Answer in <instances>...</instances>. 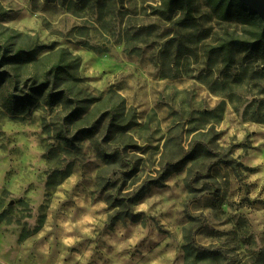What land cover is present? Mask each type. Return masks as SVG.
I'll return each mask as SVG.
<instances>
[{"label": "rangeland", "instance_id": "374dc122", "mask_svg": "<svg viewBox=\"0 0 264 264\" xmlns=\"http://www.w3.org/2000/svg\"><path fill=\"white\" fill-rule=\"evenodd\" d=\"M1 31L38 47L45 62L76 59L62 81L72 106L87 99L67 123L70 105L39 97L18 112L8 85L0 89V246L20 250V264H57L61 255L63 264H264V187L246 183L264 171L256 163L264 144L253 146L264 133L243 128L264 126V56L224 50L256 27L219 20L203 0L183 9L161 0H0ZM89 120L97 131L77 136ZM161 154L159 203L141 209L145 185L157 181L129 189ZM101 202L103 228L87 223ZM73 236L83 239L62 243ZM189 241L203 254L187 260Z\"/></svg>", "mask_w": 264, "mask_h": 264}, {"label": "trees", "instance_id": "16d2710c", "mask_svg": "<svg viewBox=\"0 0 264 264\" xmlns=\"http://www.w3.org/2000/svg\"><path fill=\"white\" fill-rule=\"evenodd\" d=\"M196 0H161L164 9H176L183 6L191 7ZM221 21H237L244 26L256 27V31L248 39H230L224 45V50L229 53L232 48H242L251 50L254 53L264 56V26L262 21L248 10L244 5L237 0H203ZM9 31L0 32V89L8 85L6 89H10L9 97H7L8 106L13 110L23 112L26 108L42 99L46 106H53L56 104L70 105L69 109L62 117L67 123L76 122L84 112L83 103L87 99L76 100L78 105L72 106L73 98H76L70 91V81H62L67 74L66 68L75 64H66L62 57L54 62L44 61V58L38 59V47H27L21 43H10ZM40 97V98H39ZM77 99V98H76ZM67 107V106H66ZM108 125L112 128L115 125L113 115L107 117ZM92 122V123H91ZM264 123L263 121H260ZM95 120L87 121L89 129L79 131L77 136H90L97 131ZM87 133V134H85ZM104 160L110 158L108 155H103ZM133 221L137 220L136 214L125 215ZM194 243L188 242L184 250L188 256L193 251ZM199 254H203L201 249L194 250Z\"/></svg>", "mask_w": 264, "mask_h": 264}, {"label": "clouds", "instance_id": "9594fccd", "mask_svg": "<svg viewBox=\"0 0 264 264\" xmlns=\"http://www.w3.org/2000/svg\"><path fill=\"white\" fill-rule=\"evenodd\" d=\"M5 27H10V25H5ZM162 83H164V82L162 81ZM118 95L121 97H127L129 95V93L120 92V93H118ZM214 99L217 102H219L223 99V97L222 96H216V97H214ZM141 123H143V121H141ZM212 127H213V125L210 123L206 127H204L201 131L203 133H208L209 129H211ZM223 127H224V125L218 126L216 128V131H221L223 129ZM243 128L248 129L250 131L264 133V126L253 125L249 129V125L245 124V125H243ZM233 134L234 135L236 134L235 129H233ZM243 136H244V132L240 131L238 134V139L235 141H232L230 139L229 143H232V142L239 143L240 140L243 139ZM194 138H195V136L192 139H194ZM136 142L139 143L143 147L146 143V138H145V140H137ZM261 144H264V141L255 142L253 146L255 148H259ZM184 147L187 148V145H185ZM235 155H236V158L242 157L244 155V150L240 149ZM139 156H140V154L136 153V157L139 158ZM162 156H163V154L157 155L155 157V165H156L155 169L150 170V171H145L143 173L140 181L138 182V184L129 189V191H135V189L138 188L140 186V184H144V181H146V180L157 181V183L145 185L144 194L141 196V199L142 200L146 199L147 202L145 204L140 205L141 209L149 208V207H151V205L153 203H159L158 200H155L153 198V195H154V190L157 189L158 187H160V185L163 183V179H166V177L161 179L158 175L160 173L162 163H163ZM256 163L264 165V153H262L259 156V159L256 161ZM253 166H255V164ZM245 175H247V174L245 173ZM252 180L260 181L261 186L264 187V171H261L256 176L251 177L249 181H246V183H249ZM92 190H94V189H92ZM253 198H255V197H253ZM261 199H264V197H261ZM238 200H239V198L237 197V202H238ZM107 208H108V204L103 203V202H101L99 205L95 206L92 209V212L93 213L100 212L101 214L98 217H95L94 219H88L87 223L88 224H95L98 227L103 228L104 222H106V220H107V215H109V214H104L103 210L107 209ZM261 215L264 216V213H261ZM73 227H79V225H74ZM259 231L264 232V227H261L259 229ZM91 232H92L91 229H88V228L84 229V236L90 235ZM44 235H45V233H40L38 236L34 237L33 238V244H38L39 241L43 239ZM94 238L95 237H93V239ZM82 239H83V236H73L69 239L63 240L62 243L64 245L71 246L74 243L80 242ZM24 255H27V253L25 252ZM44 255H47V253H44ZM145 256H147V253H145ZM19 257H20V250L15 249V248L0 246V264H20V259H18ZM174 258H175V254H172L171 256L168 257L169 260H173ZM63 259H64V256L61 255L57 264H63ZM150 264H160V261L153 260L150 262Z\"/></svg>", "mask_w": 264, "mask_h": 264}, {"label": "water", "instance_id": "95a60500", "mask_svg": "<svg viewBox=\"0 0 264 264\" xmlns=\"http://www.w3.org/2000/svg\"><path fill=\"white\" fill-rule=\"evenodd\" d=\"M244 5L248 10L255 14L263 23L264 26V0H237Z\"/></svg>", "mask_w": 264, "mask_h": 264}]
</instances>
